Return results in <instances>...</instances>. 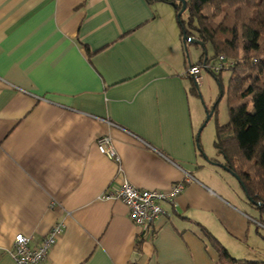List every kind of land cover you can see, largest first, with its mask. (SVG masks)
<instances>
[{"label":"crops","instance_id":"1","mask_svg":"<svg viewBox=\"0 0 264 264\" xmlns=\"http://www.w3.org/2000/svg\"><path fill=\"white\" fill-rule=\"evenodd\" d=\"M171 2L0 0V264H16V237L36 249L60 223L45 264H218L202 230L233 256L248 244L257 220L198 151L188 71L204 61H188ZM185 176L152 230L106 198Z\"/></svg>","mask_w":264,"mask_h":264},{"label":"trees","instance_id":"2","mask_svg":"<svg viewBox=\"0 0 264 264\" xmlns=\"http://www.w3.org/2000/svg\"><path fill=\"white\" fill-rule=\"evenodd\" d=\"M186 2L187 11L177 20L183 46L187 37L202 44L203 50L211 49L212 59L207 54L202 58L207 59L206 64L224 57L231 66L227 70L230 121L225 127L217 126L215 148L224 158V166L243 185L248 195L247 198L244 194L246 203L261 213L264 210V0ZM171 5L178 18L182 5L177 0H172ZM222 74L218 75L219 83ZM198 89L194 85L191 94L199 98ZM217 108L216 104L208 115L212 112L216 115ZM202 233L219 256L218 264H253L231 260L209 232L202 230Z\"/></svg>","mask_w":264,"mask_h":264},{"label":"built area","instance_id":"3","mask_svg":"<svg viewBox=\"0 0 264 264\" xmlns=\"http://www.w3.org/2000/svg\"><path fill=\"white\" fill-rule=\"evenodd\" d=\"M230 67L226 58L220 57L209 64L202 63L198 66H191L188 76L192 82L199 87L202 84V72L208 71L215 75H220ZM99 153L111 162L120 165V159L109 138H100L96 142ZM194 180L190 176H185L181 184L176 185L168 192L142 191L125 183L117 191L110 193L106 198L118 200L129 210L130 218L136 228L152 230L155 224L164 215L163 206H175L177 200L186 192L188 186ZM65 232L64 224H57L44 238L38 248L30 247V240L24 236L15 238L10 256L16 264H45L48 261L52 249ZM2 251L0 249V260Z\"/></svg>","mask_w":264,"mask_h":264},{"label":"rangeland","instance_id":"4","mask_svg":"<svg viewBox=\"0 0 264 264\" xmlns=\"http://www.w3.org/2000/svg\"><path fill=\"white\" fill-rule=\"evenodd\" d=\"M184 21L187 22V16L184 17ZM179 32L181 37L180 28ZM185 54L188 61L190 60L194 64H197L198 61L202 60L204 54H207V58L210 60L213 57L212 51L209 47H207V50L205 51L203 50V48L197 47L193 44L187 45V51L185 52ZM230 67L227 70H229ZM218 77V75L204 70L202 72V84L198 87L200 97L197 98L196 96L192 95L191 99L193 114L196 116L197 119L198 134L202 127H204L203 125L207 120L208 115L206 110H208V112H211L216 106V104L218 105L216 115H214L211 118L210 122L203 128V131L200 135V146L204 154L206 153L211 160L223 163L224 158L218 153L215 148V144L217 142L216 130L217 126L225 127L229 124L230 121L227 100L230 73H227L226 71L222 74L221 83L218 82ZM214 170L224 176L227 179V182L232 184L233 190L237 193L238 197L242 201H245L246 210L248 211V214L258 221L256 223L254 222L251 224L250 234L248 236V244L242 246L243 249L239 256H233V249L231 248V246H229L233 244V242L227 244L228 249H224L227 251L229 256L231 255L230 258L233 261L246 260L244 262H249L253 264H264V210L260 213L256 211V209L249 206L246 203L244 193L239 184L236 182V180L226 172H223L219 169ZM259 222H261V224Z\"/></svg>","mask_w":264,"mask_h":264},{"label":"water","instance_id":"5","mask_svg":"<svg viewBox=\"0 0 264 264\" xmlns=\"http://www.w3.org/2000/svg\"><path fill=\"white\" fill-rule=\"evenodd\" d=\"M177 2L182 5V11H181V13L179 14V16L177 18V20H180L183 17V15L186 13V11H187V2L185 0H177ZM183 42H184V46H185L186 51H187V45L188 44H193V45H195L197 47L203 48L202 44L197 43L194 40H190L187 37L184 39ZM206 62H207V59L205 60L204 64ZM206 111H207V115H208V110H206ZM212 117H213V112L208 115L207 120H206V122L204 124V127L210 122ZM204 127H202V129L200 130V132L198 134V138H197L198 151L200 152V154H203L202 150H201V147H200V135H201ZM203 158L209 165L218 167V168L222 169L224 172L228 173L230 176H232L236 180V182L239 184V186L241 187V189H242L243 193L245 194V196L248 198V195H247L243 185L240 183L239 179L234 174H232L225 166H220L218 164H214L213 162L208 160L204 154H203ZM248 200H249V202L251 204H254L252 200H250V199H248ZM256 206H257V208H261L262 207L260 205H256Z\"/></svg>","mask_w":264,"mask_h":264},{"label":"bare ground","instance_id":"6","mask_svg":"<svg viewBox=\"0 0 264 264\" xmlns=\"http://www.w3.org/2000/svg\"><path fill=\"white\" fill-rule=\"evenodd\" d=\"M130 214V213H129ZM57 225V224H56ZM54 228V227H53ZM31 243V242H30ZM53 250V249H52Z\"/></svg>","mask_w":264,"mask_h":264}]
</instances>
